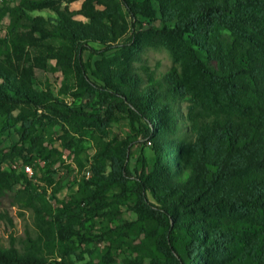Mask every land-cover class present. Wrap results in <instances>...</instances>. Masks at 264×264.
<instances>
[{
	"label": "trees",
	"instance_id": "trees-1",
	"mask_svg": "<svg viewBox=\"0 0 264 264\" xmlns=\"http://www.w3.org/2000/svg\"><path fill=\"white\" fill-rule=\"evenodd\" d=\"M122 4L133 21L132 40L163 47L180 68L156 75L130 62L98 67L101 123L123 119L127 135L98 147L91 177H83L68 201L47 215L33 203L27 173L1 169L0 161V197L14 193L20 208L33 209L37 229L18 247L11 238L8 247L0 246V264H70L77 245L95 239L111 246L97 263L88 251L82 264H113L111 252L123 245L135 255L131 264H264V0ZM45 10L54 14V25L33 15ZM12 14L14 24L63 40L79 75L85 74L81 54L90 50L87 44L115 42L122 32L112 13L96 9L93 0H84L77 13L54 0H19ZM156 14L161 26L140 34L136 16ZM140 50H131L133 59ZM13 112L21 115V148L13 149L28 145L29 152H38L52 178L61 153L41 149V118L61 126L60 145L71 150L69 134L84 128L87 115L33 91L0 65V113ZM139 144H149L152 157L147 162L140 155L137 167L129 156ZM62 188L56 184L52 195ZM112 205L126 206L136 219L95 236L86 225ZM118 214L115 207L110 220ZM130 235L142 237L140 243L133 245Z\"/></svg>",
	"mask_w": 264,
	"mask_h": 264
},
{
	"label": "rangeland",
	"instance_id": "rangeland-1",
	"mask_svg": "<svg viewBox=\"0 0 264 264\" xmlns=\"http://www.w3.org/2000/svg\"><path fill=\"white\" fill-rule=\"evenodd\" d=\"M54 1L57 5L67 6L70 11L77 13L84 0ZM127 1L141 3L143 0ZM18 4L19 0H0V65L11 71L18 79L23 80L33 91L49 95L68 106L81 109L88 117L87 124L79 133L69 134L73 147L71 150H65L60 145L59 137L63 133L61 126L48 116H45V119L41 118L46 131L42 134L44 137L41 149H55L61 153L59 162L54 166L56 173L51 178L50 174L45 172L44 162L38 152H29L28 145L23 146L21 151L13 149L15 146L21 148L16 135L21 125V115L18 112H13L10 116L0 113L1 169L11 170L12 167L20 172L19 162L29 165L32 176L26 175L33 183L34 190L31 195L33 203L42 215H47L49 209H54L59 201H68L69 197L76 192L77 185L83 177L85 179L91 177L89 168L98 147L121 141L127 135L128 126L123 119L112 120L106 125L101 123L104 119V108L96 89L103 87V84L96 76L100 72L98 67H117L130 62L134 67L144 65L156 75H160L169 69L178 70L180 61L172 59L163 47L143 46L141 40L137 42L132 40L133 21L123 6L122 0H93L96 9L112 13L122 32L118 40L106 45L89 42L87 45L90 50L83 51L81 54L85 74L79 75L74 55L66 52L67 48L63 40L56 37L42 38L24 25L14 24L15 17L12 11ZM33 15H40L54 25L50 19L55 16L50 11L35 12ZM75 20L83 21V18L75 16ZM136 21L140 34L150 28L161 26L158 14L154 19L136 16ZM135 47L141 49L136 60L131 54V50ZM59 62L64 65H60ZM88 85L92 86L93 91L88 88ZM140 155H143L147 162L150 161L152 153L149 144H139L131 148L130 165L139 167ZM78 162L82 164V168L79 167ZM87 171L90 173L89 176H86ZM56 184L63 185V188L53 196L51 189ZM21 188L18 186L16 190ZM13 197L14 193H6L0 197V246L3 248L9 246L10 238L14 240L16 247L20 246L22 239L26 236L34 237L37 230L34 210L20 208L21 206ZM115 207L119 210L117 215L119 217L112 221L110 217L114 216ZM106 211L108 213L106 216L98 217L86 225L95 236L105 233L111 227L136 219L126 206L112 205L107 207ZM130 239L133 245H138L142 237L130 235ZM109 246L111 245L107 240L103 239H95L89 245H77L74 254L69 255L70 264H82L81 258L89 260L88 251L94 253L93 261L97 263L105 257ZM134 257L135 255H131L123 245L121 249L117 248L111 252L108 261L110 263L113 261V264H131ZM145 264H148V260Z\"/></svg>",
	"mask_w": 264,
	"mask_h": 264
},
{
	"label": "built area",
	"instance_id": "built-area-1",
	"mask_svg": "<svg viewBox=\"0 0 264 264\" xmlns=\"http://www.w3.org/2000/svg\"><path fill=\"white\" fill-rule=\"evenodd\" d=\"M19 168L21 169L22 173H27L29 176H32V171L29 165H26L21 161L19 162Z\"/></svg>",
	"mask_w": 264,
	"mask_h": 264
}]
</instances>
